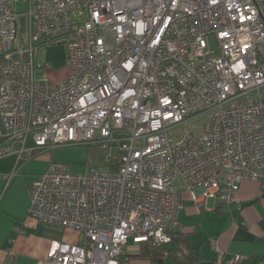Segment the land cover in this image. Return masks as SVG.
Wrapping results in <instances>:
<instances>
[{
	"label": "built area",
	"instance_id": "obj_1",
	"mask_svg": "<svg viewBox=\"0 0 264 264\" xmlns=\"http://www.w3.org/2000/svg\"><path fill=\"white\" fill-rule=\"evenodd\" d=\"M16 1L0 0V116L15 164L35 148L116 150L110 169L85 173L50 158L29 187L30 215L80 234L53 241L50 261L121 264L129 239L167 243L177 178L197 207L233 199L244 178L264 190L262 0H23L22 12ZM51 43L69 66L56 84L34 61Z\"/></svg>",
	"mask_w": 264,
	"mask_h": 264
},
{
	"label": "crops",
	"instance_id": "obj_2",
	"mask_svg": "<svg viewBox=\"0 0 264 264\" xmlns=\"http://www.w3.org/2000/svg\"><path fill=\"white\" fill-rule=\"evenodd\" d=\"M50 60L46 61L51 64ZM49 69L46 74L52 84L64 81L69 72V66L61 71L49 72ZM261 98L264 103V88ZM9 142H13L15 152L0 154V173L13 169L15 173L7 181L0 176V264H56L47 257L53 241L76 240L63 239L65 231L60 238L53 236L44 227L47 224L28 213V189L46 169L49 159L55 158L53 150L35 148L27 159V152L23 151L15 164L19 143L7 139L0 116V150L8 148ZM27 145H33L31 138ZM176 185L182 206L175 229L187 235L190 244L199 249L197 264H264V190L257 180L244 178L233 199L226 201L209 196L201 207L182 188L179 178ZM123 251L131 253L136 249ZM235 255L240 259L230 261ZM165 259L175 264L168 257L161 264ZM121 260L126 264H150L147 258L140 257L126 259L123 255Z\"/></svg>",
	"mask_w": 264,
	"mask_h": 264
},
{
	"label": "rangeland",
	"instance_id": "obj_3",
	"mask_svg": "<svg viewBox=\"0 0 264 264\" xmlns=\"http://www.w3.org/2000/svg\"><path fill=\"white\" fill-rule=\"evenodd\" d=\"M16 11L22 12L26 10V3L23 0H17L15 4ZM209 47L215 48V41L212 35L208 36ZM49 72L54 69L60 71L68 68V61L65 57V45L63 43L46 44L38 48L34 52L35 63H42L46 60L51 61ZM46 73V72H45ZM57 73V72H56ZM47 75V74H46ZM206 114L197 115L189 120L187 128L190 130H197L202 122L206 120ZM30 142V140L28 141ZM54 159L62 160L68 168L73 172L85 173L89 167H95L98 170H108L112 167L116 150L113 147H103L99 143L94 144H64L53 149ZM178 186V185H177ZM187 191V190H185ZM189 193V191H187ZM190 195V193H189ZM80 234L74 230L65 229V236L63 239L68 241H75ZM169 243H166L167 246ZM136 243H131L130 239L125 246V251H134ZM140 259H143L140 257ZM163 264H173L168 259L164 260Z\"/></svg>",
	"mask_w": 264,
	"mask_h": 264
},
{
	"label": "trees",
	"instance_id": "obj_4",
	"mask_svg": "<svg viewBox=\"0 0 264 264\" xmlns=\"http://www.w3.org/2000/svg\"><path fill=\"white\" fill-rule=\"evenodd\" d=\"M264 15V11H263ZM53 150V149H52ZM49 228L52 235L61 237L65 231L64 228H59L50 225H44ZM170 240L167 246L165 244H155L150 241H140L136 244L135 252L124 253L122 251L118 258L121 264H126L121 258L125 255L126 259L131 257L147 258L150 264H161L165 257H168L175 264H197L200 258V251L196 246L190 244L187 235L179 232L177 229L170 230Z\"/></svg>",
	"mask_w": 264,
	"mask_h": 264
},
{
	"label": "water",
	"instance_id": "obj_5",
	"mask_svg": "<svg viewBox=\"0 0 264 264\" xmlns=\"http://www.w3.org/2000/svg\"><path fill=\"white\" fill-rule=\"evenodd\" d=\"M262 8H263V10H264V0H262Z\"/></svg>",
	"mask_w": 264,
	"mask_h": 264
},
{
	"label": "bare ground",
	"instance_id": "obj_6",
	"mask_svg": "<svg viewBox=\"0 0 264 264\" xmlns=\"http://www.w3.org/2000/svg\"><path fill=\"white\" fill-rule=\"evenodd\" d=\"M263 17H264V15H263ZM261 93H262V91H261ZM123 250H124V248H123Z\"/></svg>",
	"mask_w": 264,
	"mask_h": 264
}]
</instances>
